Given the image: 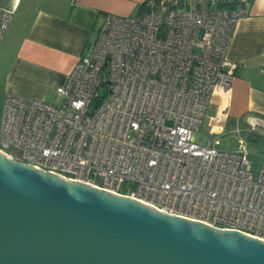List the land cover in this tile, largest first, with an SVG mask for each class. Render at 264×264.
<instances>
[{
	"label": "built area",
	"instance_id": "obj_1",
	"mask_svg": "<svg viewBox=\"0 0 264 264\" xmlns=\"http://www.w3.org/2000/svg\"><path fill=\"white\" fill-rule=\"evenodd\" d=\"M249 2L144 0L133 16L104 15L56 87L60 102L5 95L0 151L168 216L264 240V158L254 177L242 140L234 151L216 147L238 67L226 53ZM11 18L0 8V44ZM212 105L202 145L196 136ZM247 119L250 131H264ZM126 181L132 188L121 193Z\"/></svg>",
	"mask_w": 264,
	"mask_h": 264
},
{
	"label": "water",
	"instance_id": "obj_2",
	"mask_svg": "<svg viewBox=\"0 0 264 264\" xmlns=\"http://www.w3.org/2000/svg\"><path fill=\"white\" fill-rule=\"evenodd\" d=\"M0 264H264V240L0 151Z\"/></svg>",
	"mask_w": 264,
	"mask_h": 264
},
{
	"label": "crops",
	"instance_id": "obj_3",
	"mask_svg": "<svg viewBox=\"0 0 264 264\" xmlns=\"http://www.w3.org/2000/svg\"><path fill=\"white\" fill-rule=\"evenodd\" d=\"M143 2L0 0V8L12 11L0 44L1 94L60 102L56 87L64 84L81 54L92 46L102 17L133 16ZM244 8L226 53L238 67L222 130L229 120L237 128H249L247 118L264 123V0H250ZM210 110L209 124L213 105ZM257 133L250 131L249 136Z\"/></svg>",
	"mask_w": 264,
	"mask_h": 264
},
{
	"label": "rangeland",
	"instance_id": "obj_4",
	"mask_svg": "<svg viewBox=\"0 0 264 264\" xmlns=\"http://www.w3.org/2000/svg\"><path fill=\"white\" fill-rule=\"evenodd\" d=\"M88 52L85 51V53ZM3 98L4 96L1 94L0 91V120H1V112H2V105H3ZM56 100V99H55ZM55 100L52 101H46L49 103L56 102ZM45 101V100H44ZM59 101V100H58ZM207 113L202 119V123L200 126L199 132H197V141L199 143L206 144L209 139V116L213 112L210 110V107L207 108ZM256 131H258L257 134H255L254 137H250L249 132L250 128H237L236 125H232L230 120L227 122V125L225 129L221 132L220 135L217 137L219 138V144H217V148L220 150L225 151H234L238 148V143L240 140H242L247 148V150L250 152L248 155L250 160H252V171L254 177L258 174V167L260 165L261 160L264 158V131L262 128H258ZM262 134H260V133ZM9 152H11L13 155L17 156V152L14 149H10ZM97 182H99V179H97ZM132 188V184L130 182H123L119 191L121 193H129Z\"/></svg>",
	"mask_w": 264,
	"mask_h": 264
}]
</instances>
